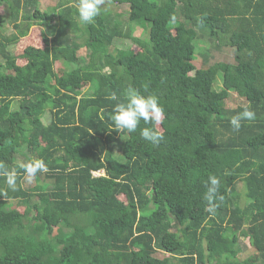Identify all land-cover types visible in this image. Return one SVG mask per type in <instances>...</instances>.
Instances as JSON below:
<instances>
[{"label": "trees", "instance_id": "1", "mask_svg": "<svg viewBox=\"0 0 264 264\" xmlns=\"http://www.w3.org/2000/svg\"><path fill=\"white\" fill-rule=\"evenodd\" d=\"M36 2L0 0L9 13L0 14V162L17 171L16 191L0 176V264H264V0H104L91 24L78 22V0H58L54 33L15 55L31 28L51 21ZM202 37L233 61L202 53L196 67ZM56 62L75 67L58 75ZM128 87L158 97L162 125L113 129ZM229 92L244 104L223 106ZM244 107L256 118L235 131L230 119ZM145 127L163 140H144ZM34 158L49 171L24 186L19 165ZM244 240L254 261L239 257Z\"/></svg>", "mask_w": 264, "mask_h": 264}, {"label": "clouds", "instance_id": "2", "mask_svg": "<svg viewBox=\"0 0 264 264\" xmlns=\"http://www.w3.org/2000/svg\"><path fill=\"white\" fill-rule=\"evenodd\" d=\"M104 0H78L76 11L79 20L84 24L94 23V20L101 13V6ZM193 74V72H191ZM109 100L116 101V93H111ZM256 114L250 107L244 109L231 117L230 124L235 131H239L241 122L244 120H254ZM109 119L118 131L126 130L128 133H134L138 124L143 120L146 124L162 125L165 119L164 108L161 106L159 99L155 95L142 96L134 88L128 87L124 93V101L117 102L110 113ZM140 136L153 144H158L163 140L164 136L161 131H157L155 127H145L141 130ZM23 169L25 179L31 183L37 176V173H47L49 168L43 159H30L19 165ZM93 172L97 174L93 175ZM93 176L103 175V170L91 171ZM0 176L5 178V182L12 191H16L17 171L15 168H7L0 162ZM207 192L205 200L208 203L207 211L214 213L216 195L219 191L220 180L216 176H209L207 181Z\"/></svg>", "mask_w": 264, "mask_h": 264}, {"label": "rangeland", "instance_id": "3", "mask_svg": "<svg viewBox=\"0 0 264 264\" xmlns=\"http://www.w3.org/2000/svg\"><path fill=\"white\" fill-rule=\"evenodd\" d=\"M58 0H37L36 5L38 7H40V9L45 10L49 16H51V21H45L43 22V24L41 26H34L33 28H31V30L29 31L28 35L21 38L18 42V46L15 47V49H12V52L15 55H20L23 51V48L27 45H35V46H41L42 45V40H41V35L40 32L43 31L45 33H48V36L50 37L54 31L55 28L57 26V16L56 13L57 11L54 9V5L57 3ZM110 10L113 11H124L126 9V6H115V5H111L109 6ZM0 14L4 15V17L7 19L9 18V13L7 11V7L6 6H0ZM77 19L78 22L82 23L79 18H78V14H77ZM2 30L6 33V34H10L11 30H12V23L6 22V24L3 26ZM142 30L139 28L135 29L133 32V35H141ZM114 44H118L119 46H122L123 48H128L130 46V41H124V40H116ZM83 51V50H82ZM81 51V52H82ZM80 52L81 55H83ZM202 53H204L207 56V63H211L213 61H226V62H232L233 58H232V53L229 50V48L223 47L220 49H214L212 47L211 44H209V40L207 37L205 38H201V40H198V42H196V47H195V51L193 53V63L196 67H199L200 64L205 61V58L203 57V55H201ZM25 61L23 59L18 58L17 59V63L21 64L24 63ZM75 66L73 64H68L67 66L65 64H63V62H56L54 65V70L55 72L60 75L65 68L70 70L72 68H74ZM216 84L217 87H219L220 81H221V73H218L216 75ZM215 84V83H214ZM221 85V84H220ZM87 88L89 89V86L87 87V85L82 84L80 89H82L83 92H85L87 90ZM16 102H19V99L16 100ZM244 104V100L243 98L239 97L238 95H236L234 92H229L228 98L226 100H223L222 105L225 107H234L237 105H242ZM16 105V104H15ZM49 117L48 114L46 113V115L43 116L44 121L46 120V118ZM20 158V157H19ZM42 177V176H41ZM24 186H33L35 184V178L32 180L31 183L27 182V180H24ZM244 191L245 189L243 188V184L240 183L239 184V188L237 190V195H238V199H239V203L243 204V201H245V196H244ZM8 205L11 207L15 206V201H10L8 203ZM17 210L19 212H22L23 207L22 206H17ZM245 244L248 245L247 247V252L244 251V253L240 254L239 257L241 259L243 258H249L250 260L254 261L255 260V256L256 253L252 251V247L249 246V242H247V240H244ZM215 259V258H213Z\"/></svg>", "mask_w": 264, "mask_h": 264}, {"label": "built area", "instance_id": "4", "mask_svg": "<svg viewBox=\"0 0 264 264\" xmlns=\"http://www.w3.org/2000/svg\"><path fill=\"white\" fill-rule=\"evenodd\" d=\"M97 174L96 172H93V175Z\"/></svg>", "mask_w": 264, "mask_h": 264}]
</instances>
